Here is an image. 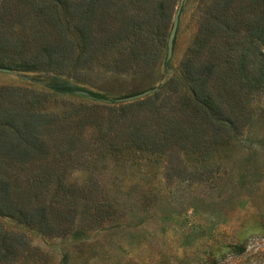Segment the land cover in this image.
I'll use <instances>...</instances> for the list:
<instances>
[{"label": "rangeland", "instance_id": "374dc122", "mask_svg": "<svg viewBox=\"0 0 264 264\" xmlns=\"http://www.w3.org/2000/svg\"><path fill=\"white\" fill-rule=\"evenodd\" d=\"M208 2L169 0L155 30L143 33L138 49L146 55L127 68L131 38L75 65L82 38L71 28L72 61L63 71L0 69V88L33 94L43 112L76 126L60 161L63 184L53 180L43 195L56 217L39 229L0 216L1 229L21 237L23 246L0 264H264V87L246 97L244 124L228 139L214 141L205 131L195 145L179 127H162L189 129L182 62ZM111 25H94L95 36L107 37L117 26ZM171 79L179 90L162 89L168 99L156 97L162 107L155 112L149 100ZM146 90L129 111L132 135H101L99 126L105 129L113 113L104 105L130 103L118 100ZM21 173L15 171L17 181Z\"/></svg>", "mask_w": 264, "mask_h": 264}, {"label": "trees", "instance_id": "16d2710c", "mask_svg": "<svg viewBox=\"0 0 264 264\" xmlns=\"http://www.w3.org/2000/svg\"><path fill=\"white\" fill-rule=\"evenodd\" d=\"M167 2L0 0V69L63 71L72 61L71 28L82 38V54L75 65H85L97 51L131 38L128 61L122 62L130 67L138 56L146 55L139 50L143 33L155 30L157 15L165 12ZM109 23L117 26L108 29L104 39L96 37L94 25L95 30L101 25L112 28ZM182 77L192 105L189 129L171 122H163L162 127H179L182 138H190L195 145L205 131L214 141L237 133L247 117L246 97L264 87V0H210L199 16L195 42L182 62ZM162 89L177 93L179 84L171 79L153 95L149 102L155 112L162 107L155 98L168 99ZM135 106L136 101L115 108L104 105L113 113L106 118L105 129L99 126L101 135L116 131L131 136L135 125L129 111ZM73 124L43 112L33 94L0 88V216L39 229L56 217L53 203H45L43 195L53 180L57 186L63 184L60 161L67 145H72ZM17 170L22 172L19 181ZM57 193L54 189V197ZM67 195L60 201L66 203ZM20 241L21 237L0 227V263L12 260L18 247H23Z\"/></svg>", "mask_w": 264, "mask_h": 264}, {"label": "water", "instance_id": "95a60500", "mask_svg": "<svg viewBox=\"0 0 264 264\" xmlns=\"http://www.w3.org/2000/svg\"><path fill=\"white\" fill-rule=\"evenodd\" d=\"M174 30H175V24H173V26L171 28V31H170V34H169L168 39H167L168 50H170L171 39H172ZM150 93H151V90H146V91L141 92L139 94H136V95H133V96H128V97H126V98H124L122 100H118V101H120V102H131V101L143 98V97L147 96Z\"/></svg>", "mask_w": 264, "mask_h": 264}]
</instances>
